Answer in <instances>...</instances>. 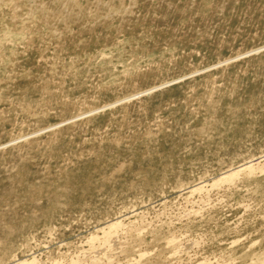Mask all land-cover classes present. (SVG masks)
<instances>
[{
	"label": "rangeland",
	"instance_id": "obj_1",
	"mask_svg": "<svg viewBox=\"0 0 264 264\" xmlns=\"http://www.w3.org/2000/svg\"><path fill=\"white\" fill-rule=\"evenodd\" d=\"M262 47L264 0H0V264H264Z\"/></svg>",
	"mask_w": 264,
	"mask_h": 264
},
{
	"label": "water",
	"instance_id": "obj_2",
	"mask_svg": "<svg viewBox=\"0 0 264 264\" xmlns=\"http://www.w3.org/2000/svg\"><path fill=\"white\" fill-rule=\"evenodd\" d=\"M262 49H264V47L259 48L258 50H253V51H251V52H249V53H246V54H244V55H247V54H250V53H253V52H257V51H260V50H262ZM242 56H243V55H242ZM239 57H241V56H239ZM160 87H161V86H159V87H154V88L149 89V90H147V91L141 92V93H139V94H137V95H141V94H145V93L152 92V91H154V90H157V89L160 88Z\"/></svg>",
	"mask_w": 264,
	"mask_h": 264
},
{
	"label": "bare ground",
	"instance_id": "obj_3",
	"mask_svg": "<svg viewBox=\"0 0 264 264\" xmlns=\"http://www.w3.org/2000/svg\"><path fill=\"white\" fill-rule=\"evenodd\" d=\"M248 168V167H247ZM251 171H253V170H251Z\"/></svg>",
	"mask_w": 264,
	"mask_h": 264
}]
</instances>
